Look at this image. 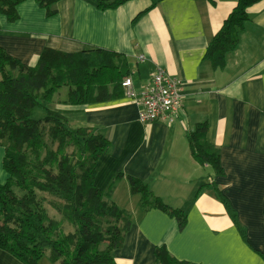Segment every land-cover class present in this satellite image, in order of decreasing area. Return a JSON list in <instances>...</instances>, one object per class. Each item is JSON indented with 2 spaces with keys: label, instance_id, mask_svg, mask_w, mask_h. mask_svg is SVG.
<instances>
[{
  "label": "crops",
  "instance_id": "0c3cea01",
  "mask_svg": "<svg viewBox=\"0 0 264 264\" xmlns=\"http://www.w3.org/2000/svg\"><path fill=\"white\" fill-rule=\"evenodd\" d=\"M236 1L168 0L136 21L151 0L106 11L91 0H62L51 18L29 1L17 7L15 23L0 15V49L26 67L35 66L44 48L104 50L127 60L137 93L149 86L157 69L180 83V109L170 123L140 124L138 107L126 98L51 108L71 128L93 129L109 142L97 161L94 186L104 192L114 180L111 200L131 219L123 247L113 254L116 264H155L157 247L190 264H262L256 253L264 255V0L249 9L225 68L214 71L203 61ZM203 123L207 144L220 153L223 176L212 177L190 155L186 137ZM3 155L0 148V185L7 180ZM127 177L146 185L168 208H186L184 229L160 211L141 210ZM210 184L235 212L245 243ZM199 186L198 197L186 207ZM0 264L21 263L0 250Z\"/></svg>",
  "mask_w": 264,
  "mask_h": 264
},
{
  "label": "trees",
  "instance_id": "16d2710c",
  "mask_svg": "<svg viewBox=\"0 0 264 264\" xmlns=\"http://www.w3.org/2000/svg\"><path fill=\"white\" fill-rule=\"evenodd\" d=\"M29 1L51 18L62 0H0V15L15 23L17 7ZM91 1L106 11L132 0ZM165 1L151 0L152 6L135 21ZM260 1L237 0L208 43L203 61L214 71L225 68L227 55L237 48L249 21V9ZM128 75L127 60L104 50L64 53L44 48L35 66L26 67L0 49V148L7 176L0 185V250L19 263L39 264L47 256L50 264H116L113 254L123 247L131 219L111 200L114 180L104 192L94 186L97 161L109 142L93 129L71 128L66 118L49 107L63 87L68 91L57 102L61 106L121 100L125 98L121 83ZM37 109L43 111V119H34ZM207 131L203 123L187 135L190 155L202 167L207 165L212 177L223 176L220 153L207 144ZM127 181L141 210L160 211L174 219L179 230L184 229L186 208L170 209L140 181L131 177ZM209 187L245 243V231L228 201L216 186ZM202 188L190 196L186 207ZM256 254L264 264V255ZM154 257L155 264H190L171 257L165 247H157Z\"/></svg>",
  "mask_w": 264,
  "mask_h": 264
},
{
  "label": "built area",
  "instance_id": "2783aa9c",
  "mask_svg": "<svg viewBox=\"0 0 264 264\" xmlns=\"http://www.w3.org/2000/svg\"><path fill=\"white\" fill-rule=\"evenodd\" d=\"M121 86L124 89L125 98L138 107V121L142 125L160 120L170 123L180 109V83L168 76L162 69L154 72L149 86L141 92L134 91L130 78H125Z\"/></svg>",
  "mask_w": 264,
  "mask_h": 264
},
{
  "label": "rangeland",
  "instance_id": "374dc122",
  "mask_svg": "<svg viewBox=\"0 0 264 264\" xmlns=\"http://www.w3.org/2000/svg\"><path fill=\"white\" fill-rule=\"evenodd\" d=\"M67 91H68V89H67L66 87H63V88L59 91V93L56 94V97H54V99H53V101H54L53 105L58 104L57 102H59L60 99H62V98H64V97L66 96ZM53 105H51L49 108L51 109ZM33 117H34V119H36V120L43 119V118H44L43 111L40 110V109H37V110L34 112ZM65 229H66L67 231H69V228L66 227ZM46 257H47V256H46ZM46 257L41 261V264H50V263H48ZM45 262H46V263H45Z\"/></svg>",
  "mask_w": 264,
  "mask_h": 264
}]
</instances>
